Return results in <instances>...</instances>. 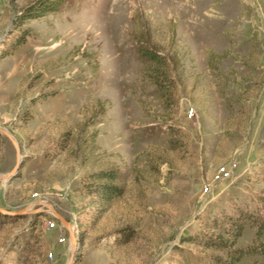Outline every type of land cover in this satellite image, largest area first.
Here are the masks:
<instances>
[{
	"label": "rangeland",
	"instance_id": "1",
	"mask_svg": "<svg viewBox=\"0 0 264 264\" xmlns=\"http://www.w3.org/2000/svg\"><path fill=\"white\" fill-rule=\"evenodd\" d=\"M0 127V264L68 263L42 202L74 264H214L264 214V0H0Z\"/></svg>",
	"mask_w": 264,
	"mask_h": 264
},
{
	"label": "trees",
	"instance_id": "2",
	"mask_svg": "<svg viewBox=\"0 0 264 264\" xmlns=\"http://www.w3.org/2000/svg\"><path fill=\"white\" fill-rule=\"evenodd\" d=\"M57 5L53 6H43L41 8L37 6H30L25 9V18L29 17H37L41 16L43 14L48 13V11L55 9ZM23 41L21 37L17 39V41L14 43L15 46L17 43ZM145 54H147L150 58L156 61H160L161 57L158 55V53L155 50L149 49L146 50ZM161 75L163 77H166V73L163 70H159ZM117 174L114 173L110 175L109 177L112 179V181L117 177ZM104 177V176H101ZM89 192H94L98 194L106 203L111 202V200L117 196L120 195L123 192V189L121 186L117 185L114 182L111 183H106L102 182L98 186L93 187ZM243 214V215H241ZM248 216L250 218V221L256 225V237L253 241L252 244L246 247L242 246H234L233 242H230L228 240V236L226 237L225 235L221 232H218L217 234L215 233H206L204 240H202V243L204 244L205 247H215L222 249L226 251L227 256H214V260L216 261L214 264H239L240 260L245 256V255H250L253 253H259L264 256V214L260 211L258 212H252V213H247V211L243 212L240 211L239 217L231 218L229 221V227L226 228V234L234 235V236H239L242 232L243 229V217ZM264 263V261L262 262Z\"/></svg>",
	"mask_w": 264,
	"mask_h": 264
},
{
	"label": "water",
	"instance_id": "3",
	"mask_svg": "<svg viewBox=\"0 0 264 264\" xmlns=\"http://www.w3.org/2000/svg\"><path fill=\"white\" fill-rule=\"evenodd\" d=\"M0 129L2 131H4L8 137L12 140V142L15 144L16 146V149H17V160H16V163L15 165L13 166V168L2 174L0 176V178H10L12 177L13 175H15L17 172H18V169L21 165V161H22V157H21V154H20V147H19V144H18V141L15 139L14 135L6 128L4 127H0ZM0 209L3 210V211H7L4 207L0 206ZM29 209H19V210H15V211H12V210H9V212H18V213H22V212H26L28 211ZM51 210L58 216V218L66 225L68 226L69 230H70V234H71V241H73V251L71 253V256L69 258V261L67 264H74V261H75V248H76V244H77V240H76V237L74 236L72 230L70 229V221L65 218L60 212H58L55 208L51 207ZM35 211V210H34Z\"/></svg>",
	"mask_w": 264,
	"mask_h": 264
},
{
	"label": "built area",
	"instance_id": "4",
	"mask_svg": "<svg viewBox=\"0 0 264 264\" xmlns=\"http://www.w3.org/2000/svg\"><path fill=\"white\" fill-rule=\"evenodd\" d=\"M192 112V111H191ZM221 172H220V174H228V172H229V170L226 168V167H222L221 168V170H220ZM208 189V188H207ZM47 203H45V202H42V204H40V205H38L37 207H35L34 208V210H35V212L36 211H43V210H45V211H48V210H50V211H52L51 210V207H52V205L51 204H47ZM46 205V206H45ZM48 209V210H47ZM53 212V211H52ZM54 213V212H53ZM54 216H55V218L58 220V221H61L59 218H58V216L54 213ZM64 224V223H63ZM52 225H55V222L53 221L52 222ZM66 226V225H65Z\"/></svg>",
	"mask_w": 264,
	"mask_h": 264
},
{
	"label": "bare ground",
	"instance_id": "5",
	"mask_svg": "<svg viewBox=\"0 0 264 264\" xmlns=\"http://www.w3.org/2000/svg\"><path fill=\"white\" fill-rule=\"evenodd\" d=\"M5 179V178H4ZM67 228H68V226H66ZM69 229V228H68ZM70 229L72 230V232L74 231L73 230V226L72 225H70ZM70 231V230H69ZM74 234V233H73ZM75 236V235H74ZM71 244L73 245V241H71Z\"/></svg>",
	"mask_w": 264,
	"mask_h": 264
}]
</instances>
